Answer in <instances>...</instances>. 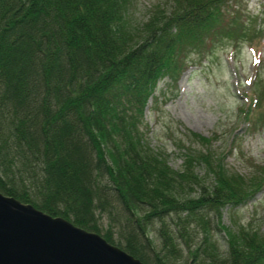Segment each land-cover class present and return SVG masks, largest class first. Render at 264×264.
Segmentation results:
<instances>
[{
  "label": "trees",
  "instance_id": "trees-1",
  "mask_svg": "<svg viewBox=\"0 0 264 264\" xmlns=\"http://www.w3.org/2000/svg\"><path fill=\"white\" fill-rule=\"evenodd\" d=\"M132 2L0 0V191L99 232L147 264H174L184 252L196 264H264V233L253 219L221 222L225 206L264 187V162L250 158L248 174L230 169L212 148L214 134L188 130L177 139L185 150L175 168L139 126L157 82L175 83L219 45L237 50L247 41L260 59L256 16L241 0H163L134 25ZM252 93L239 110L255 128L264 125L259 75ZM189 134L199 147L185 143ZM154 220L158 245L148 236ZM212 230L225 235L222 252Z\"/></svg>",
  "mask_w": 264,
  "mask_h": 264
},
{
  "label": "rangeland",
  "instance_id": "rangeland-1",
  "mask_svg": "<svg viewBox=\"0 0 264 264\" xmlns=\"http://www.w3.org/2000/svg\"><path fill=\"white\" fill-rule=\"evenodd\" d=\"M158 1L163 0H133L129 13L131 22L140 24ZM240 3L246 15L256 16L260 35L253 41L260 47L261 58L254 57L247 41L241 42L237 50L228 43L221 44L211 56L193 62L175 83L167 76L161 78L145 106L139 122L144 139L153 149L162 152L175 168L180 167L185 150L178 147L177 139L186 138L188 130L214 134L212 148L225 153V163L230 169L248 174L250 158L257 163L264 162V125L250 126L239 110L242 103L248 101L246 95L254 96V78L259 75L264 84V0H241ZM189 138L186 144L199 147L193 136L189 134ZM239 148L245 153L244 158ZM197 169L203 174L200 166ZM249 219H253L264 233V187L246 203L235 208L225 206L221 211V222L231 228ZM108 221L107 215L100 217L101 231L108 228ZM157 222H151L148 232L156 245L159 244ZM117 229V225H112L115 238H118ZM196 229L198 233H191L197 245L202 242L203 235L201 227ZM209 239L216 242L222 252L223 231H210ZM173 262L196 264L189 252Z\"/></svg>",
  "mask_w": 264,
  "mask_h": 264
},
{
  "label": "water",
  "instance_id": "water-1",
  "mask_svg": "<svg viewBox=\"0 0 264 264\" xmlns=\"http://www.w3.org/2000/svg\"><path fill=\"white\" fill-rule=\"evenodd\" d=\"M0 264H147L101 233L0 191Z\"/></svg>",
  "mask_w": 264,
  "mask_h": 264
}]
</instances>
